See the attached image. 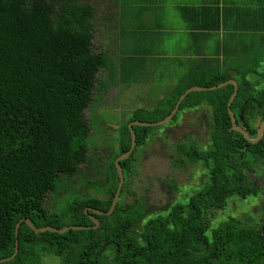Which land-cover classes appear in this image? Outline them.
Here are the masks:
<instances>
[{
    "label": "trees",
    "instance_id": "1",
    "mask_svg": "<svg viewBox=\"0 0 264 264\" xmlns=\"http://www.w3.org/2000/svg\"><path fill=\"white\" fill-rule=\"evenodd\" d=\"M110 2V7L117 6L118 19L127 6L129 12L137 6L130 16L138 32L131 35H146L147 18L158 0ZM181 13L193 32L220 28V11L210 5L183 7ZM95 15L96 9L84 0H0V259L14 255L21 220L31 219L38 228L93 227L91 215L100 222L97 229L62 235L36 234L24 222L19 253L4 264H44L53 257L60 264H264V201L255 215L246 213L245 220L229 216L214 225L215 211L227 210L237 199L247 205L262 190L253 175L264 169V138L252 144L233 130L228 103L234 85L189 94L172 120L171 124L177 123L186 110H212L210 122L207 119L210 143L204 147L188 134L176 147L175 162L186 163L189 172L199 166L207 172L196 193L185 202L170 200L166 210L147 204V198L137 194L130 173L151 128L135 127L137 146L131 158L121 163L127 179L115 212L111 216L85 212L87 208L110 210L120 183L114 161L132 145L129 125L164 120L193 87L237 81L239 91L231 109L237 123L256 138L264 121V12L257 24L235 27L237 36L229 30L235 38L252 39L251 44L238 47L239 61H218L216 67L205 59L203 67L189 69V75L181 78L173 96L153 111L138 110L119 129L107 181H85V192H77L64 208L46 206L49 195L64 194L63 178L82 174L81 166L88 160L93 124L85 112L99 91V73L107 72V79L115 80L118 66L140 65L138 57L121 55L120 50L128 47L118 45L115 60L109 51L97 50ZM204 15L209 17L203 19ZM106 35L109 39L111 34ZM257 36L261 54L254 55L251 48ZM140 45L135 44L137 49ZM105 81L101 88L108 86Z\"/></svg>",
    "mask_w": 264,
    "mask_h": 264
},
{
    "label": "rangeland",
    "instance_id": "2",
    "mask_svg": "<svg viewBox=\"0 0 264 264\" xmlns=\"http://www.w3.org/2000/svg\"><path fill=\"white\" fill-rule=\"evenodd\" d=\"M85 1L90 3L92 0H84V2ZM234 1L238 2L242 7H256L257 5V3H251L248 1L244 2V0ZM195 2L196 0H160L156 5V8L152 11L151 25L147 31H145L146 35H144V33H141L140 35H131L133 33L137 34L138 32L136 21L134 17L130 16L131 13H135L134 9L137 6H133L131 12H129L130 6H127L126 11L124 14H120L119 19L117 6L110 7V0H98L96 5L93 6L96 9L95 19L97 21L96 24L98 25L94 36V43L97 50L109 51L111 59L115 60L114 58L118 52L117 46L119 45L120 48H122V46L126 48L128 47L123 51L120 50L122 56L125 54L128 57H138L139 60L143 58L148 63H146L145 66L136 65L132 67L130 66V63L132 62H130L129 65L127 64L123 67L118 66L117 69L119 70V76L117 77L118 79L116 78L115 80L107 79L109 77V73L107 72L101 71L99 73V80L97 83L99 91H95L93 102L85 112L86 117L93 124V134H91L89 139L88 159L94 158V149L101 148L102 146L106 149V147L110 146L114 149L112 151V156L109 159L111 162L114 154L118 150V142L116 138H118L120 134L119 129H121L138 110L153 111L161 104V102H164L170 96H173L175 90L179 88V85L181 84V78L189 75V69L188 71L185 69L187 73H181V68L172 67L171 65L174 66L173 63H175V61H173V59H180V63H184L182 66H185V63L188 62V57L194 56L196 49L199 47L198 42L193 38L188 37V35H191V32L187 30V25H185L183 30L182 23L184 22L181 20V7L179 9V6L184 5H187L184 7H190V5L195 6ZM246 13L247 12L243 11V14ZM114 18L117 19L114 20ZM259 21L260 16L254 21L246 22L247 24H243L242 26V23H240V26H252V24H257ZM176 23L177 28L170 30ZM167 24L168 29L166 28ZM230 29L231 34L237 36L235 34V29L232 27ZM125 32L128 33L127 36H125ZM107 33L111 34L109 39L106 35ZM208 34H212V32H209ZM208 34L205 38L207 42H209ZM141 37L151 39L152 45L155 49L153 48V50H150L148 54H140L135 44L139 42ZM159 38L163 40L166 39L163 43L164 47L162 43H160V46L157 45L156 40ZM253 39H256L257 41H254L251 51L254 52V55H259L261 54L259 51V36ZM219 41H221V39ZM251 41L252 39L247 37H242V39L235 38L233 35L226 36L225 39L223 37L222 48L224 49L222 50V62L224 57L229 58L230 54L236 53L235 50H237L238 47H241L244 42L251 44ZM217 42L218 40L214 39V41H211L208 44L206 43V47L203 48L204 44L201 46L207 55L209 53L211 54V57H214V59L211 60L213 63L214 61L220 62L221 59V56H218L216 51ZM174 51H179L181 56L177 58V56L174 55ZM164 54L167 55V57H165ZM160 55L163 57L158 59L157 56ZM233 58L234 55L231 56V59ZM192 59L193 58L190 60ZM231 59H228V61H231ZM154 62H160L161 64L156 63L154 65L152 64ZM193 65L194 63L192 66ZM198 66H200V63L197 67ZM215 66L217 67L216 63ZM119 79L121 81H119ZM256 79L255 76L250 77V80L252 81H256ZM105 80H108V86L105 84L106 87L101 88L102 83L106 82ZM204 107L207 109L206 106ZM211 115L212 110L210 108H208L207 111L186 110L179 115L180 118L177 123H170L172 127L167 125L166 127L161 128H151L150 132H152V137L150 138L149 146L142 151L143 156H141L142 152L138 153L139 166L145 173L141 171V173L133 179V185L135 184L134 187L136 189L141 187V184L143 183L142 180H145V177L147 176H149L151 181L155 183V179L159 178L161 181H164L167 176L171 175L169 162H171V158L175 154V147L183 135L193 134L195 137L199 138L201 144L206 147L210 143V137L209 133L204 129L205 125L201 121L200 116H202L204 122L207 123V119L210 122ZM114 162H116V160ZM82 169L83 173L85 169H87V172H85L86 174L91 173L92 170L85 165H83ZM206 173V170L199 166L197 171L192 173L189 177L187 176L186 178L178 179L177 183L180 189L178 192L174 193L172 197H175V199L182 197L186 198L184 195L194 193L195 190L192 191L193 187L194 189L198 187L202 178L206 177ZM253 177L258 178L261 182L262 190L260 196L254 200L246 201L245 203L247 205H245L243 201L237 199L230 203L227 210L215 211L214 214L216 218H214V225H218L229 216L245 220L244 216L246 213H252V215L256 214L255 209L259 208L264 201V170L261 174H254ZM83 178H86L85 175ZM125 179H127L126 176ZM94 180L95 179H92L90 181L93 182ZM80 185L83 186L80 192H85L86 189L83 183ZM90 194L96 193L90 191ZM160 195L162 194L158 191L153 192L151 197L153 198L152 202L154 204H156V200L158 199L157 198L153 201L154 198L160 197ZM75 197L76 195L73 194L72 191H69L67 194H63V191H59L55 196H49L46 199L45 204L48 208L57 210L61 207L64 208ZM162 203L163 202L160 201V204L164 207L166 203ZM258 219L260 220V216ZM44 264H60V260L55 257L47 258L44 261Z\"/></svg>",
    "mask_w": 264,
    "mask_h": 264
},
{
    "label": "crops",
    "instance_id": "3",
    "mask_svg": "<svg viewBox=\"0 0 264 264\" xmlns=\"http://www.w3.org/2000/svg\"><path fill=\"white\" fill-rule=\"evenodd\" d=\"M160 0H158L159 3ZM243 1V0H241ZM248 1V2H253V3H257L256 7H250V6H245L242 7L239 5L238 2L234 1V0H196L195 2V6H191L190 7H201V6H206V5H210L212 8H216L220 11V15H221V21H220V28L219 30H211L209 32H212V34H208L209 32L206 31H201V32H193L189 29V27L187 26V30H189L191 32V35H188V37L193 38L196 42L199 43V47L196 49L194 56H189L188 57V62L185 63V66H182L184 63H180V59H173V61H175L174 66L171 65L172 67H178L181 68V73L182 72H186L188 71V69H192L194 67H197V65L200 63L201 66L203 67L202 64H204V60H213L214 57H211V54L208 53V55L206 54V52L201 48V46L204 44L203 48L207 46L208 43H210L211 41H214V39H217V47H216V51L218 56H221L220 59V63H222V50L224 48L223 47V37L224 39L226 38V36H228L230 34L231 30L230 28H234L235 27H239L240 23L241 26L243 24H247L246 22H250V21H254L257 17H261L262 13L264 12V0H244ZM187 6V5H184ZM184 6H179L183 8ZM244 12H247L246 14H243ZM180 14L182 15L181 11ZM205 16V17H204ZM203 19H207L209 16L204 15ZM182 22L186 23L183 15L181 17ZM260 21L261 18H260ZM147 23L150 26L151 25V15L147 18ZM178 23V20H177ZM177 23L172 27L170 30H174L177 28ZM182 23L183 26V30L186 24ZM205 23V22H204ZM166 28L168 29V24L166 25ZM165 30V28H164ZM209 35L208 37V41H206V35ZM146 37V36H145ZM145 37H141V39L139 40L140 42V46H138V51L140 54H148L150 52V50H153L154 46L152 45V41L149 38ZM221 39V41H219ZM166 39H157L156 43L157 45L160 46V43L165 42ZM207 43V44H206ZM147 46V47H146ZM164 47V45H163ZM140 48V49H139ZM155 49V48H154ZM236 53L232 54L234 55V60H238L241 59V56L239 55L240 53L235 50ZM164 53V51H163ZM174 55L177 56V58H179L181 56V54L179 53V51H174ZM165 57H167V55L164 54ZM161 57H163L162 55L157 56L158 59H161ZM191 58H193L192 60H190ZM228 59L230 58H223V62L228 61ZM196 62V63H195ZM148 63L147 61H145L143 58L140 59V66H145V64ZM161 64L160 62H154L152 64ZM194 63V65L192 66V64ZM215 63L217 64V61L214 63L213 62H208L207 64H211V65H215ZM175 64H180V65H175ZM187 69V71L185 70ZM179 72V71H178Z\"/></svg>",
    "mask_w": 264,
    "mask_h": 264
},
{
    "label": "flooded vegetation",
    "instance_id": "4",
    "mask_svg": "<svg viewBox=\"0 0 264 264\" xmlns=\"http://www.w3.org/2000/svg\"><path fill=\"white\" fill-rule=\"evenodd\" d=\"M97 1L98 0H92L90 3L89 2H87V3L91 4L92 6H95ZM201 121L205 125L204 129L206 130V132H208L207 131L208 130V122L206 123V122H204V120H201ZM168 126L172 127L171 124H169ZM239 126L245 128L244 125H239ZM163 127H166V126H163ZM159 128H161V127H159ZM151 133H150V135H149V137L147 139V143L144 146L139 148L140 150L138 151V153L142 152L144 150V148H147L149 146L150 138L152 137ZM91 134H93V132H91ZM190 135L193 138H197L193 134H189V136ZM197 139H198L199 142H201V140H199V138H197ZM176 147H177V145H176ZM176 147H175V154L172 156L171 162H169V168H170V173H171L170 176H167V178L164 181H161L159 178H157V179L154 180L155 183H153L151 181V178L149 176H147V177H145V180H142L143 183L141 184V187H139L138 189H136L134 187L135 184L133 185V188L135 189L137 194H139L140 196L143 195V196H145L147 198L145 200H146L147 204H149V205H154L155 207L156 206L162 207V205L160 204V201H162L163 202L162 204L166 203L164 205V209L166 210L167 207H169V201L170 200H173L174 202H178V201H184L185 202L189 198V196L191 194V193H189V195H184V197H186V198L182 197V198H179V199H175V197H172L173 194L178 192L179 189H180V187L178 186L177 180L180 179V178H186L187 176L189 177L190 175H192V173L197 171V168H195L194 170L189 172L188 167H186V163L184 164V163H181L179 161L175 162L176 160L174 158L176 156ZM94 150H95L94 158L88 159L87 162H85L83 164L87 168H91L92 169L91 173H89V174L87 173L86 174L85 172H87V169H85V171L83 173V169H82V174H80V175H78L76 177H73V178L64 177L63 178V183H64L63 186L65 188V191H64L65 194H67L69 191H72L73 194H76L78 191L82 190V188H83V186L80 185V184L81 183H85V181H88V180L99 179V180H102V181H104V180L107 181V170L106 169L108 168V164L110 163L109 159L112 156V151L114 149L111 148L110 146L106 147V149H105V147L102 146L101 148L99 147V148L94 149ZM99 151H101V152H99ZM141 156H143V152H142ZM83 165L81 166V168L83 167ZM134 165H135V168H134V170L132 169V172L130 173L131 175L133 173V175H132L133 179L135 177H137L141 173V171L144 172V170L142 168H140V166H139L138 154L136 156ZM84 175L86 177L85 180H81V178L84 177ZM204 178H206V177H204ZM202 181L203 180H201V182ZM195 185H197V184H195ZM124 186H125V183H124ZM124 186H123V188H124ZM175 186H177V190L176 191L174 190ZM193 190H195L194 193H196L197 189L196 188L194 189V187H193L192 191ZM122 191H123V189H122ZM154 191H158V192H160L162 194V195H160V197L154 198L153 201H155L158 198L156 200V204H154L152 202L153 198L151 197L153 195ZM194 193H192V194H194ZM49 196H51V195H49ZM158 213H161V212H158ZM163 213H166V212H163ZM155 215H157V213Z\"/></svg>",
    "mask_w": 264,
    "mask_h": 264
},
{
    "label": "water",
    "instance_id": "5",
    "mask_svg": "<svg viewBox=\"0 0 264 264\" xmlns=\"http://www.w3.org/2000/svg\"><path fill=\"white\" fill-rule=\"evenodd\" d=\"M229 85H234V87H235L234 93L232 94V96H231V98L229 100V103H228V112H229V115L231 117L233 130L235 132L240 133L248 142H250L252 144H258L260 141H262V139L264 138V121L259 125L256 138H251L250 135L248 134L247 130L237 124L236 116H235V114L233 113V111L231 109V106H232L233 102L235 101V99L237 98L238 91H239V85H238L237 81L231 79V80H228L225 83H222V84L214 86V87H209V88L193 87V88L187 90L181 96V98L179 99L175 109L164 120H162L160 122H157V123H147V122L134 121V122H132L129 125V129H130L131 136H132V145H131V149L126 154H123V155L119 156L116 159V162H115V165H116V168L118 170L119 177H120V183H119L115 198L113 200L112 206H111V208H110V210L108 212H103L101 210H97V209H93V208H87L85 210L87 215L89 214V212H91V213H93L95 215H99V216H111L115 212L116 207H117L118 203L120 202L122 189H123V186H124V183H125V175H124V171H123V168L121 166V163L130 159L132 153L134 152V150L136 149V146H137V135H136V132L134 130L135 127L159 128V127L167 126V125H169L172 122V120L175 118V116L179 113L181 104L187 98V96L189 94L194 93V92L214 91V90H218V89L227 87ZM89 217L92 220V222L95 224L93 227L71 226V227H65V228H62V229H56V228L51 227V226L38 228L32 223L31 219L21 220L17 224L16 231H15L16 232V240H17L16 241L15 253H14V255L11 258L0 259V264H4L6 262H10V261L14 260L17 257V255L19 253V240H18V238H19V230H20L21 225L24 222H26L27 225L29 226V228L31 230H33L36 234H42V233L50 232V233H57V234L62 235V234H65V233H67L69 231H72V230L79 231V230L97 229L100 226L99 220L96 219L95 217L91 216V215H89Z\"/></svg>",
    "mask_w": 264,
    "mask_h": 264
},
{
    "label": "clouds",
    "instance_id": "6",
    "mask_svg": "<svg viewBox=\"0 0 264 264\" xmlns=\"http://www.w3.org/2000/svg\"><path fill=\"white\" fill-rule=\"evenodd\" d=\"M263 140V139H262Z\"/></svg>",
    "mask_w": 264,
    "mask_h": 264
}]
</instances>
